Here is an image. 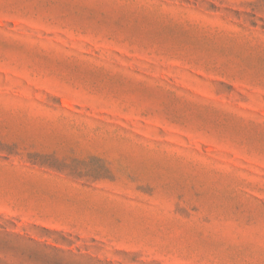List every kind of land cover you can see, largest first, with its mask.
Returning a JSON list of instances; mask_svg holds the SVG:
<instances>
[{"label": "rangeland", "instance_id": "rangeland-1", "mask_svg": "<svg viewBox=\"0 0 264 264\" xmlns=\"http://www.w3.org/2000/svg\"><path fill=\"white\" fill-rule=\"evenodd\" d=\"M0 264H264V0H0Z\"/></svg>", "mask_w": 264, "mask_h": 264}]
</instances>
